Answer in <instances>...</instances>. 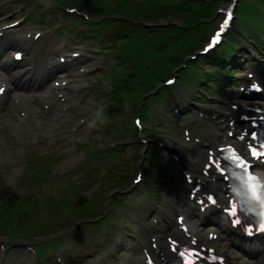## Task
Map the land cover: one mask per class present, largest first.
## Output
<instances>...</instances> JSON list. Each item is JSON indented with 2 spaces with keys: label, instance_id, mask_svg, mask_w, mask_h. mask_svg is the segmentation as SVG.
Returning <instances> with one entry per match:
<instances>
[{
  "label": "rangeland",
  "instance_id": "1",
  "mask_svg": "<svg viewBox=\"0 0 264 264\" xmlns=\"http://www.w3.org/2000/svg\"><path fill=\"white\" fill-rule=\"evenodd\" d=\"M106 0H104L103 2H105ZM116 2H117V0H114V3H115V5H116ZM125 2H126V5L128 6L127 7V9H130V7H137V8H140V12L141 13H143V14H147V16L148 17H150L151 18V20H154V22H152L150 19H147L146 20V16H145V21L144 20H142V21H139L138 23H132V25H140V26H142V27H146V28H148V31L149 32H151L152 30H154V27H152L150 24H152V23H157L158 21L159 22H163V20L162 19H159L158 20V18H159V16H160V14H164V12H162V10L164 9V0H162V1H159V2H156V3H154V5H151V3L153 2V0H148V1H146V0H144L143 2H142V0H125ZM145 4V5H144ZM168 5H172V6H174V0L172 1V2H170V3H167ZM143 6L145 7V8H150L149 10H146L145 8H143ZM151 6H152V8H151ZM248 4H245V3H242L241 5H240V15L242 16V17H245V12H246V10L248 9ZM132 10V9H131ZM253 10V11H252ZM135 14H136V12H134ZM248 14H249V17L250 16H253L254 15V7H252V6H250L249 7V11H248ZM249 17H247V21L249 20ZM236 19H237V17H236ZM235 19V20H236ZM140 22H142L143 24H140ZM137 27H139V26H137ZM214 27V26H213ZM151 35H148L145 39H144V42H145V44L146 45H149L150 44V40H151ZM182 41H184V40H182ZM182 41H180V43L182 42ZM180 43L179 44H175V46H174V44L171 46V48H170V52L171 53H173V52H176L177 54H180V52H181V49L183 48V47H185V46H180ZM160 46H162V44L160 45ZM159 46V47H160ZM137 48V47H136ZM154 51H156V49L154 48ZM152 53V52H151ZM150 53V54H151ZM150 54H148V53H146V56H147V58H148V56L150 55ZM176 55V54H175ZM171 57H172V55L170 54V59L168 60V61H170L171 60ZM155 58V57H154ZM185 60H187V58H185ZM160 61H163V58H161L160 59ZM114 62V61H113ZM108 67L106 66V67H104V68H102V69H107ZM101 69V70H102ZM112 69L113 68H111V71H112ZM100 70V72H98L96 75L97 76H99L100 77V75H101V73H107V71H109L110 69H107V70H102L101 71ZM175 71V70H174ZM163 85V84H162ZM97 100H99V98L97 99ZM199 100V99H198ZM95 102V101H94ZM209 103H212V102H209ZM168 105L169 106H171L172 105V102H168ZM216 107L217 108H219L220 107V105H216ZM97 108H98V105H97ZM128 109H130V108H128ZM101 110H102V107H100V109H99V111L97 110V112H95V111H93V114H92V117L94 118V119H97L98 118V116L99 115H101L102 114V112H101ZM128 111V110H127ZM93 119V120H94ZM90 128H92V127H90ZM94 128V127H93ZM102 128V127H101ZM84 129H86V126H85V128ZM96 130H97V128H95ZM104 132V131H103ZM99 133H102V129H98L97 130V134H93L94 135V137L96 138L98 135H99ZM80 136V134H78L76 137H79ZM91 136V135H90ZM85 139H89V137H86ZM90 140V142H91V139H89ZM64 143V141L63 140H61V142H60V145H58V146H56L55 145V147L56 148H59L60 150H62L63 149V152H67V153H69V147H70V144L68 145V143L64 146V145H62ZM55 147H53V148H55ZM40 149V148H39ZM71 150H73V154L71 153L70 155H73V156H76V155H78L79 154V150L78 149H76V150H74V149H72L71 148ZM71 150H70V152H71ZM1 151H4L3 149H1L0 148V161L1 160H3V161H5L6 162V159H7V154H5V153H3V152H1ZM82 155H85V154H82ZM87 158H90V156H88V155H85ZM2 165H0V168H2L1 167ZM69 167H70V165H69ZM68 167V168H69ZM4 176H0V178H3ZM0 198L1 199H4L3 197H2V194L0 193ZM5 200V199H4ZM0 208H2V204L0 203ZM126 255H122L121 257H120V260H126L127 261V258L125 257ZM132 258H135L136 259V256L134 255V257H132ZM128 263H130V262H128Z\"/></svg>",
  "mask_w": 264,
  "mask_h": 264
},
{
  "label": "trees",
  "instance_id": "2",
  "mask_svg": "<svg viewBox=\"0 0 264 264\" xmlns=\"http://www.w3.org/2000/svg\"><path fill=\"white\" fill-rule=\"evenodd\" d=\"M155 1L153 0L151 4L154 5ZM159 1L161 0H157V2ZM217 1L221 0H180V3H177L178 8H174L172 12L167 11L166 15L168 19H176L179 17V13L186 12V16L184 14L182 17L183 27L195 23L201 25L202 19L209 18L212 12V6L209 3H217ZM140 17L142 16L140 15ZM136 33L141 34L142 38L146 37L145 29H137Z\"/></svg>",
  "mask_w": 264,
  "mask_h": 264
},
{
  "label": "snow or ice",
  "instance_id": "3",
  "mask_svg": "<svg viewBox=\"0 0 264 264\" xmlns=\"http://www.w3.org/2000/svg\"><path fill=\"white\" fill-rule=\"evenodd\" d=\"M230 17H231V14L229 13V16L223 22L224 25L228 24ZM221 31H223V27L221 28ZM213 43H215V41H213ZM250 154L254 158L264 159V153H259L255 150H252ZM229 162L232 163L233 161L230 160ZM246 164L247 162L244 158H240V162L239 164H237V167L243 168V175L237 174L236 176L237 181H239V183L236 185V192H237V195L240 197V204L238 206H235L232 209V212L235 215H238L240 211H245L249 213V208L251 206L249 203V199L241 195V191H240L241 189H244V191H251L253 198H257V195H258L257 194V177H255L254 175H251L248 172ZM259 230H264V222H261L259 224ZM181 255H183V253ZM185 264H190V262L186 261Z\"/></svg>",
  "mask_w": 264,
  "mask_h": 264
},
{
  "label": "clouds",
  "instance_id": "4",
  "mask_svg": "<svg viewBox=\"0 0 264 264\" xmlns=\"http://www.w3.org/2000/svg\"><path fill=\"white\" fill-rule=\"evenodd\" d=\"M257 194V198H253L252 194L249 196V214L257 218L260 224L264 222V175L257 176Z\"/></svg>",
  "mask_w": 264,
  "mask_h": 264
},
{
  "label": "bare ground",
  "instance_id": "5",
  "mask_svg": "<svg viewBox=\"0 0 264 264\" xmlns=\"http://www.w3.org/2000/svg\"><path fill=\"white\" fill-rule=\"evenodd\" d=\"M32 117L35 118V115H34V110H32ZM222 244H225L224 246H221ZM221 245H220V249L226 253V255L228 256L229 255V259L231 260L232 258H236V255H234L233 257L230 256V253H229V250H227L226 248V243L225 242H221Z\"/></svg>",
  "mask_w": 264,
  "mask_h": 264
}]
</instances>
